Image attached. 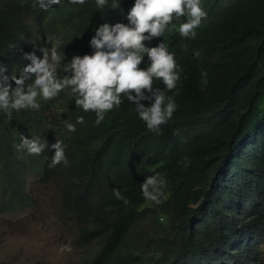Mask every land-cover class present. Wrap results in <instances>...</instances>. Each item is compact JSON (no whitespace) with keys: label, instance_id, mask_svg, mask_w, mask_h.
I'll list each match as a JSON object with an SVG mask.
<instances>
[{"label":"trees","instance_id":"obj_1","mask_svg":"<svg viewBox=\"0 0 264 264\" xmlns=\"http://www.w3.org/2000/svg\"><path fill=\"white\" fill-rule=\"evenodd\" d=\"M34 3L0 0V64L9 77L28 63L23 53L40 55L39 47L51 43L65 61L91 54L95 28L127 23L133 0H116V7L108 0L100 9L95 0H61L48 10ZM201 6L206 15L194 38L166 28L143 42L163 41L182 69L177 107L158 133L146 129L123 93L99 124L67 89L40 100L38 110L0 113V214L33 205L24 185L34 175L54 184L60 211L75 222L74 242L88 251L98 245L72 264H256L264 247V134L252 136L264 133V0H202ZM147 64L145 55L138 67ZM201 71L208 79L203 90ZM152 83L164 88L158 78ZM20 135L39 137L45 148L38 155L18 150ZM55 139L68 163L50 168ZM153 174L165 181L159 203L140 191ZM211 181L229 187L211 193Z\"/></svg>","mask_w":264,"mask_h":264},{"label":"clouds","instance_id":"obj_2","mask_svg":"<svg viewBox=\"0 0 264 264\" xmlns=\"http://www.w3.org/2000/svg\"><path fill=\"white\" fill-rule=\"evenodd\" d=\"M68 2L82 5L85 0ZM112 2L116 7V0ZM60 3L61 0H35L34 7L48 10ZM95 3L100 9L106 6L108 0H95ZM201 3L202 0H133L125 15L127 23H102L95 28L94 35L89 39L91 54L73 55L65 61L63 52L51 43L48 47H39L40 55L36 51L23 53L28 63L10 77L5 74V66L0 64V113L11 117L13 112L20 110H38L40 100L55 98L67 89L74 105L83 112H94L95 123L99 124L107 112L120 106V94L123 93L127 101L134 104V110L146 129L158 133L160 126L171 119L177 107L174 97L179 92L177 84L182 69L163 41L151 47L143 42L162 36L166 28L169 31L176 29L181 37L194 38L196 28L206 15ZM181 17L185 18L183 22ZM145 55L147 67L140 68L138 65ZM154 78L161 80L163 89L153 87ZM200 85L201 90L208 85L205 71L200 73ZM173 89V95L165 96V91ZM142 101H147V105ZM76 123H83V116H77ZM66 127L69 131L75 130L71 123ZM263 134L258 132L252 138ZM15 147L38 155L45 148V143H41L39 137L20 135V143ZM50 148L53 150L48 165L50 168L68 163L60 140L55 139ZM182 163L184 167L188 166L186 157ZM227 177L231 180L229 174ZM164 185V179L153 174L144 178L140 191L146 200L159 203ZM220 186L224 185L214 187L211 181L208 188L211 193L219 194L217 190ZM224 187H229V184ZM113 196L125 205L129 203L118 188L113 189Z\"/></svg>","mask_w":264,"mask_h":264},{"label":"rangeland","instance_id":"obj_3","mask_svg":"<svg viewBox=\"0 0 264 264\" xmlns=\"http://www.w3.org/2000/svg\"><path fill=\"white\" fill-rule=\"evenodd\" d=\"M33 205L18 212L0 214V261L5 264H72L94 253L74 242L75 222L60 211L53 183L30 175L24 185ZM260 249V247H259ZM263 253L257 264H264Z\"/></svg>","mask_w":264,"mask_h":264}]
</instances>
